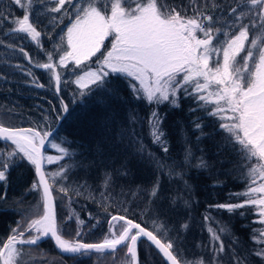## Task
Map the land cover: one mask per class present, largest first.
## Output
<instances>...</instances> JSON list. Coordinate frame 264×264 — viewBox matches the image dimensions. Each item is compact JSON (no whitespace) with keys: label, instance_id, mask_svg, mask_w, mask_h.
<instances>
[{"label":"snow or ice","instance_id":"1","mask_svg":"<svg viewBox=\"0 0 264 264\" xmlns=\"http://www.w3.org/2000/svg\"><path fill=\"white\" fill-rule=\"evenodd\" d=\"M13 5L24 14L13 20L11 12L0 8V22L15 25L6 36L34 42L45 53L47 62L34 60L23 46L17 47L15 42L6 47L18 50L29 64L50 73L55 95L53 100L48 101L51 105L49 111L56 114L58 122L70 120L77 108L89 111L96 107L104 113L105 123L100 131L103 132L109 122L114 127L118 113L110 116L109 112H114L111 105L121 100L120 85L124 80L128 82L133 96L147 101L149 105L167 104L180 108L183 94L195 102L197 109H203L208 116L219 119V127L227 135L223 145H217V154L230 148L239 157L238 164L242 165L241 171L248 185L244 193L237 194L245 197L240 203H223L214 207L234 213L237 209L252 206L257 209L259 223L264 225V0H242L237 7L220 5L216 0H204L202 4L199 0H190L184 9L169 5L166 0H8L5 7ZM188 9H191V15ZM41 10L43 18L49 21L50 31L41 30L43 19L37 15ZM45 35L53 42L51 50L43 47ZM57 36L59 43L56 42ZM3 43L0 40V44ZM93 60L95 69L91 67ZM72 65L81 71H75ZM59 68L72 71L75 80L70 83L76 85L73 96L80 97V101L66 99L61 88ZM27 75L32 76L35 86L44 87L37 82L31 69ZM70 103L75 107L70 109ZM165 118L158 111H152L149 125L152 142L159 145L166 155L169 145L162 130ZM192 128L198 145L205 135L204 125L198 118L192 122ZM197 132L199 135H196ZM54 134L61 139L56 129L40 132L36 128L0 126V139L7 146H14L10 151L0 149V182H7L10 169L26 160L35 170L36 179L31 189L42 191L43 202V215L32 219L27 226L17 222L6 239H0V264H20L23 249L18 246L37 245L42 238L49 236L62 253L69 254L114 253L118 247L125 246L131 264H139L137 246L142 238H146L149 242L148 256H151L154 246L162 254L164 264H205L203 259H182L175 241L158 234L167 233L164 225H156L158 232L154 233L126 216L111 217L108 233L101 243L64 239L55 220L53 187L58 185L56 190L67 196L69 188L62 181L69 179L73 167L85 165L84 160L76 159L77 153L73 150L75 142L69 141L66 136L62 138L63 143H52L59 153L57 156L43 155L41 149L45 141ZM125 136L123 131L119 133V140L116 136L105 135L103 141L95 143V155L103 157L106 148L118 149ZM134 137V133L127 135L128 147L136 143ZM76 147L84 149L83 144ZM91 149L90 140L89 149L85 151L91 154ZM85 151L79 153L84 159L87 158ZM144 151L143 144L136 149L142 158ZM183 153V162L175 164L155 158L151 153L147 159L158 170L167 168L170 177L180 180L184 179L182 169L191 166L193 159L197 161L194 165L196 169L210 168L203 150L200 157H195L190 140H184ZM45 161L56 164V171L45 172ZM94 164L95 160L87 167ZM177 168L181 171H176ZM111 182L112 174L105 171L102 177L104 187L107 188ZM158 194L157 182L151 196L156 198ZM208 219L205 216V220ZM77 223L82 225L83 221L77 218ZM182 227L187 229L188 225ZM33 231L36 232L34 236ZM209 232L211 264H224L225 256L228 257V264H246V258H242L236 249L238 241L234 239L229 244L225 243L224 237L228 234L226 226L209 228ZM76 236H81L79 230ZM253 239L264 245V230L254 235ZM254 255L264 261V247L258 248Z\"/></svg>","mask_w":264,"mask_h":264},{"label":"trees","instance_id":"2","mask_svg":"<svg viewBox=\"0 0 264 264\" xmlns=\"http://www.w3.org/2000/svg\"><path fill=\"white\" fill-rule=\"evenodd\" d=\"M166 2L184 9L190 0ZM199 2L202 4L204 0ZM216 2L237 7L242 0ZM7 4L8 0H0V8L11 12L13 20L23 16L24 13L18 6L6 8ZM188 14H192L191 9H188ZM37 15L43 19L41 30L50 31L48 19L43 18V10ZM44 25L49 27L45 28ZM14 26L12 23L0 22V40L4 41L0 44V126L36 128L40 132L56 129L61 139H57L54 134L49 138L51 143L46 140L43 155L57 156L59 153L52 147V143H63L62 138L66 136L69 141L75 142L73 150L77 153L76 159L84 160L85 167H73L69 172V179L62 181L69 188L67 196L56 190L58 185L53 187L57 226L64 238L98 243L108 233V221L112 216H126L154 233L158 232L156 225H164L167 233L158 234L162 238L175 241L182 259H203L205 264H211L209 228L226 226L228 234L224 237L225 243L237 240L236 249L242 258H246V264H264V261L254 255L258 248L264 247L253 239L254 235L264 230V225L259 223V217L256 215L257 209L248 206L229 213L225 209L214 207L223 203H240L245 197L237 194L244 193L248 187L241 171L242 165L238 164L239 157L230 148L217 154V145H223L224 136L227 135L220 129L217 117H210L203 109H197L195 102L183 94L180 97V108L167 104L149 105L147 101L136 99L128 87V82L124 80L120 85L121 100L112 104L111 109H114V112H109L110 116L118 113L114 127L109 122V126L104 128L103 132L100 131L105 123L104 113L96 107L89 111L77 108L76 114L70 120L58 122L56 114L49 111L51 105L48 101L53 100L55 95V86L50 83V73L29 64L18 50L14 51L6 45L15 42L17 47L23 46L34 60L41 63L47 62V57L34 42L27 39L21 41L12 35L6 36ZM56 42L59 43L58 36ZM42 43L47 50L53 47V42L47 35L43 37ZM56 59L58 60V57ZM18 65L20 67H17ZM91 67H96L94 60ZM29 69L37 82L44 87L35 86L32 76L27 75ZM72 69L81 71L75 69L74 65ZM58 71L62 74L61 88L66 99L80 101V97L73 96L76 85L70 83L75 80L72 71L63 68ZM64 81L69 83L65 84ZM69 107L74 108L75 104L70 103ZM190 109L197 110L193 112ZM152 111H158L162 117H166L162 126L169 145L166 155L159 145L152 142L149 125ZM198 118L204 125L205 135L197 145L195 136L192 135V122ZM121 131L125 132L126 136L118 149L106 148L103 157L95 155L94 147L97 141H103L105 135L116 136L119 140ZM132 133L135 134L136 143L128 147L127 135ZM196 135H199V132ZM186 139L191 141L195 157H200L203 150L210 168L196 169L194 165L197 161L193 159L191 166L182 169L184 179L180 180L174 176L170 177L167 168L158 170L156 165L147 159L151 153L155 158L169 164L183 162ZM90 140L91 154L85 151L89 149ZM81 144L84 149L76 147ZM140 144L145 148L143 158L136 152ZM11 147L7 146L5 141H0V149L10 151ZM81 151H85L86 159L79 156ZM93 160L95 164L87 167ZM56 169V164L44 162L45 172H54ZM246 170L245 168L244 171ZM105 171L112 174V182L107 188L102 183ZM176 171L181 169L177 168ZM35 179L34 166L25 160L10 169L7 182H0V239H6L11 228L16 227L17 222L29 213L32 203L38 199L41 192L31 189ZM157 182L159 194L153 198L151 191ZM205 216L209 219L205 220ZM77 218L83 221L82 225H78ZM94 224L97 226L92 228ZM184 224L188 225L187 229L182 227ZM77 230L81 232L80 237L76 236ZM23 247L35 249L36 256L41 258L43 264H106L108 258L111 261H115L116 256L121 261L130 258L126 255L125 246H121L114 253L91 252L87 255L66 256L55 250L49 238L41 240L37 245ZM148 247L149 243L145 240L139 242V264H164L162 257L153 247L151 256H148ZM224 264H228L227 256L224 257Z\"/></svg>","mask_w":264,"mask_h":264},{"label":"rangeland","instance_id":"3","mask_svg":"<svg viewBox=\"0 0 264 264\" xmlns=\"http://www.w3.org/2000/svg\"><path fill=\"white\" fill-rule=\"evenodd\" d=\"M107 43H108V47L110 48L111 47L110 40ZM46 156L55 157V155H46ZM41 210H43V202H42V197H41V193H40V195L38 196V199L32 203L31 208L29 209V213H27V215L22 216L19 222L21 223V225L27 226V224L32 219H36L39 216L43 215V211H41ZM32 235L33 236L36 235V232L33 231ZM64 239H67V238H64ZM103 240H104V238H103ZM103 240H101V241H103ZM30 246H32V245H30ZM18 247H21V246H18ZM21 248L23 249V254L21 257L20 264H43L40 261L41 258L36 256L37 252L35 249H32V247L24 248L23 246ZM105 263L106 264H131V258L128 257V258H125L124 260L121 261V259L118 256H116L115 261H111V259L108 258V259H106Z\"/></svg>","mask_w":264,"mask_h":264},{"label":"water","instance_id":"4","mask_svg":"<svg viewBox=\"0 0 264 264\" xmlns=\"http://www.w3.org/2000/svg\"><path fill=\"white\" fill-rule=\"evenodd\" d=\"M9 128V127H8ZM20 128H29V127H20ZM0 141H4V140H2V139H0ZM44 147H45V145L42 147V149H41V151H42V154H43V152H44ZM43 167H44V165H43ZM41 192V196H42V191H40ZM53 195V194H52ZM54 199V198H53ZM54 204H55V201H54ZM55 220H56V208H55ZM56 224H57V220H56ZM45 238H49L50 240H51V242H52V244H53V246H54V248H55V250L58 252V253H60V254H62V255H77V254H69V253H62L60 250H59V248L56 246V244H55V241L53 240V239H51V237L49 236V237H45ZM45 238H42L41 240H43V239H45ZM40 240V241H41ZM141 240H145L146 242H148L147 240H146V238H142ZM140 240V241H141ZM39 241V242H40ZM102 241H100V242H98V243H101ZM149 243V242H148ZM139 244V243H138ZM121 247V246H120ZM153 248H154V246H152ZM119 248V247H118ZM155 249V248H154ZM137 250H138V246H137ZM157 251V250H156ZM107 252H111V251H107ZM158 252V251H157ZM159 254V253H158ZM161 257H162V259H163V256H162V254H159ZM139 259V258H138Z\"/></svg>","mask_w":264,"mask_h":264}]
</instances>
